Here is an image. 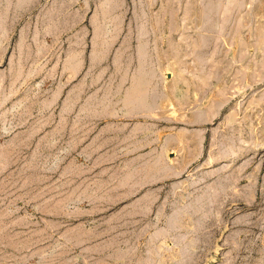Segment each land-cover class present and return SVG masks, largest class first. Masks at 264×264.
I'll return each mask as SVG.
<instances>
[{
	"label": "rangeland",
	"instance_id": "rangeland-1",
	"mask_svg": "<svg viewBox=\"0 0 264 264\" xmlns=\"http://www.w3.org/2000/svg\"><path fill=\"white\" fill-rule=\"evenodd\" d=\"M0 264H264V0H0Z\"/></svg>",
	"mask_w": 264,
	"mask_h": 264
}]
</instances>
